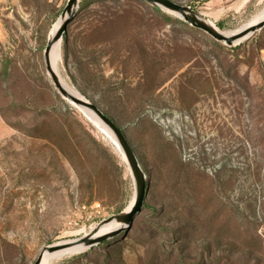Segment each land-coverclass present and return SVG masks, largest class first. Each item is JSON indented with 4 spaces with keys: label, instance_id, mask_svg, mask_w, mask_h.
Masks as SVG:
<instances>
[{
    "label": "rangeland",
    "instance_id": "obj_1",
    "mask_svg": "<svg viewBox=\"0 0 264 264\" xmlns=\"http://www.w3.org/2000/svg\"><path fill=\"white\" fill-rule=\"evenodd\" d=\"M79 1L55 69L119 121L146 175L143 205L128 229L107 226L132 201L125 158L46 71L67 0H0V264L78 240L45 264H264V26L215 50L148 3ZM171 1L226 32L264 7Z\"/></svg>",
    "mask_w": 264,
    "mask_h": 264
},
{
    "label": "water",
    "instance_id": "obj_2",
    "mask_svg": "<svg viewBox=\"0 0 264 264\" xmlns=\"http://www.w3.org/2000/svg\"><path fill=\"white\" fill-rule=\"evenodd\" d=\"M79 0H67L63 10L60 12V18H62V22L58 26V28L53 32L52 36L47 39L46 45L44 47V62L46 71L49 72V77L51 82L56 89V93L59 94L64 99L69 100L74 105L79 107L85 108L90 110L96 117H98L101 122L108 127L111 133L117 140V144L119 145L123 158H125L127 167L130 172L131 179L133 180L134 191L132 197V205L127 211H121L112 217H109L105 220V222H109L114 220L115 222L121 223L125 225L124 228L128 229L132 225V219L136 213H138L143 205V199L146 195L147 190V183L146 179L144 178L143 170L138 162V159L135 157V154L128 143L127 138L125 135L115 126V124L106 117L103 112L95 106L93 103L85 99L83 96L78 94H73L67 91L60 83L59 77L56 76L54 72H52L51 64L49 60V53L51 50L52 45L55 42H59L62 36V32L65 29V25L68 21L72 20L73 18V10L76 8L77 3ZM151 6L159 7L168 11L175 13L176 15H180L182 19L187 22L190 26L196 29L203 30L208 35H210L215 41L222 42L224 45L233 46L239 43H242L243 40L251 37L257 31L262 30L264 26V18L252 25L242 27L241 30L233 32V33H224L222 30H218L217 28L213 27L208 20L203 18L200 14L196 11L191 9L187 5L177 4L171 0H143ZM115 144V143H114ZM116 145V144H115ZM89 237H84L81 242L87 243L90 242ZM80 242H64V243H56L44 246L39 254L37 255L36 259L32 264H40L42 256L44 252H53L56 250H60L62 248L72 247L78 245L77 243Z\"/></svg>",
    "mask_w": 264,
    "mask_h": 264
},
{
    "label": "bare ground",
    "instance_id": "obj_3",
    "mask_svg": "<svg viewBox=\"0 0 264 264\" xmlns=\"http://www.w3.org/2000/svg\"><path fill=\"white\" fill-rule=\"evenodd\" d=\"M264 18V7L262 8V10L260 12H258L255 16H253L252 18H250L248 21H246L244 24H242L240 27L236 28V30H233V31H230V32H226V31H223L224 33L228 34V33H233V32H236V31H239L241 30L242 27H246V26H249V25H252V24H255L259 21H261L262 19ZM62 22V18H59L58 21L54 24L53 28H52V31L50 32L51 36L53 34V32L58 28V26L60 25V23ZM209 22V21H208ZM213 27H215V25H213L211 22H209ZM216 28V27H215ZM60 57L59 55V42H55L52 47H51V50H50V53H49V60H50V64H51V69H52V72H54L57 75V72H56V69H55V63H56V60ZM48 75H49V72H48ZM59 77V81L61 83V85L67 90L69 91L70 93H75V94H78L80 95L76 89L72 88L71 86H69L63 79H61L60 76ZM81 96V95H80ZM67 100V99H66ZM71 105H74L72 102H70L69 100H67ZM77 106V105H76ZM75 107V105H74ZM79 107V106H77ZM82 115L84 117H86L88 120H92L93 122H95L97 124V126H99V128L101 129V131L103 133H105L107 136H109L110 138H112L114 140V143L116 144L115 146L121 151L119 145L117 144V140L116 138L114 137V135L111 133V131L108 129L107 126H105L101 120L96 117L90 110L88 109H85V108H82V107H79ZM121 155H122V152H121ZM123 157V155H122ZM144 173V172H143ZM144 177L146 178V175L144 174ZM132 202L133 200L131 201L129 207L125 210H128L131 205H132ZM113 224V221H111L110 223L107 224V226L109 225H112ZM107 226H104V227H107ZM103 227V228H104ZM66 241H63V242H59V243H64ZM58 243V244H59ZM83 247V244H79L78 246H72V247H67V248H62L60 250H56V251H53V252H44L43 256H42V259L40 261V264H45L46 262H48L49 260L55 258V257H60L62 255H66V254H70V253H76L78 252L81 248Z\"/></svg>",
    "mask_w": 264,
    "mask_h": 264
},
{
    "label": "trees",
    "instance_id": "obj_4",
    "mask_svg": "<svg viewBox=\"0 0 264 264\" xmlns=\"http://www.w3.org/2000/svg\"><path fill=\"white\" fill-rule=\"evenodd\" d=\"M93 1H95V0H80L79 1V6H83L84 7V4L89 3V2H93ZM136 1H139L142 4H145L146 3L143 0H136ZM150 8L154 11V13L158 14L162 18H164V19L168 18V19H166V21L169 22L171 25L177 27V28H187V29L191 30L195 34H200V35H203V36H205V35L208 36L203 30H200V29H196V28L191 27L187 22L181 20L180 18H172V17H170L166 12H164L163 10H161V8H159V7L151 6ZM190 8L193 9L191 6H190ZM216 27L219 28V29L222 28L223 27V22L216 23ZM206 38H208L207 42L215 50L216 49L221 50L223 48L224 49H238L244 43V41H242V43H239L237 45L226 47L222 43H219V42L215 41L214 39H212L210 37H206ZM64 53L65 52H64V47H63L62 55H63V58L66 59V55ZM103 114L106 117H108L115 124V126L118 127V129H120V131H122V133L124 134V130L120 126L119 121L116 119V117H114L113 115H110L108 113H105V112ZM145 119H146V117L140 118L141 121L142 120H145ZM162 146H163L162 147V151H163V149L165 147H164V145H162ZM162 151L158 152L157 154H160ZM147 173L149 174V171Z\"/></svg>",
    "mask_w": 264,
    "mask_h": 264
}]
</instances>
